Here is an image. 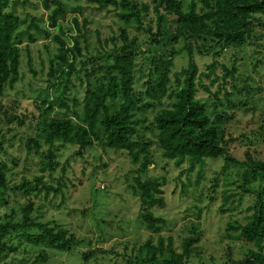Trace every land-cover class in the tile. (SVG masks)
<instances>
[{"label": "rangeland", "instance_id": "obj_1", "mask_svg": "<svg viewBox=\"0 0 264 264\" xmlns=\"http://www.w3.org/2000/svg\"><path fill=\"white\" fill-rule=\"evenodd\" d=\"M44 1L10 0L7 9L18 19L15 43L21 49V60L18 82L7 87L5 95L0 98V142L3 146L0 161L7 162L10 168L9 187L22 182L29 187L25 194L10 195L8 206L0 214L13 209L19 217L20 208L31 199L35 204L32 218L65 229L74 236L77 244L68 254L47 246L31 250L30 246L24 245L15 255L8 254L0 264H31L40 253L45 257L41 264H82L83 253H87V264H126L137 248L148 239L155 242L159 235L171 238L180 252L183 239L191 236L193 230L197 242L186 264H224L228 257L243 259L253 247L235 229L251 217V198L243 195L235 205L228 204L223 212L220 211L224 190L241 193L235 183L240 168L231 167L224 173L222 160H209L198 176L199 168L188 172V164L177 169L172 162L163 160L157 146V133L150 125L152 111L137 115L131 149L136 152L141 141L151 142L149 151L155 166L141 176L165 180L162 189L165 207L154 212L166 221L160 233L145 230L139 219L134 188L142 157L133 163L128 150L98 146L78 155L76 146L64 144L65 147L56 153L53 165H49L43 157L46 148L41 141L42 148L37 157H26L21 140L38 133L45 122L64 117L65 112L72 120L73 112H82L85 74L95 86L96 80H100L105 72V54L110 53L114 45L125 44L123 38L139 47L134 87L141 96L151 69V59L166 55L161 54L156 44L149 46L150 40L157 38L154 0H127L142 15H148L139 31L133 21L126 24L121 20L120 13L126 12L114 6L101 10L87 0H59L65 8V15L57 19V24L66 30L76 19L84 31L86 44L81 43L83 56L72 60L81 80L74 74L69 78L60 70L50 75V60L59 49L54 37L61 35L56 30L58 26L51 27L50 18L56 5L49 3L46 7ZM181 2L184 11L191 6L199 11L204 6L203 0ZM258 19L252 32L257 36L253 41L255 45L220 52L213 43H207L202 47L207 54H197L192 49L199 73L206 72L208 65L218 62L215 63V76L197 79V84L207 86L210 94L198 85L196 99L207 106V116L219 131H224V140L239 161L246 152L255 159L264 160V16ZM84 21H87L85 25ZM165 26L163 23L164 31ZM149 28L150 32L147 31ZM168 38L167 35L158 38V44H167L168 50L184 47L182 43L168 44ZM162 50L166 51L165 48ZM187 62L188 52L184 47L183 53L174 61L173 72L186 68ZM221 66L230 70L234 68L233 78L224 85ZM216 76L219 80L212 83ZM8 118L14 119L7 123ZM56 145H60V141ZM36 178H42V181L38 182ZM44 186L60 190L54 195V190L47 192L43 190ZM24 248L27 253H23Z\"/></svg>", "mask_w": 264, "mask_h": 264}, {"label": "trees", "instance_id": "obj_2", "mask_svg": "<svg viewBox=\"0 0 264 264\" xmlns=\"http://www.w3.org/2000/svg\"><path fill=\"white\" fill-rule=\"evenodd\" d=\"M9 1L0 0V98L5 95L7 87H13L18 82L21 60V49L15 43L19 23L14 14L7 11ZM87 2L101 10L109 6L121 9L126 12L120 13L121 20L126 24L133 21L138 31L142 29V21L148 16L142 15L127 0ZM49 3L56 5L50 18L51 27L58 26L56 30L61 35L54 37L59 49L50 60V75H55L60 70L69 78L74 74L81 80L72 60L83 56L81 43L86 44L84 31L76 19H73L72 27L63 29L61 24H57V19L64 17V6L59 0L44 1L46 7ZM154 4L157 38H152L149 46L156 44L155 47H159L161 54L166 55L151 59L143 96L134 87L139 47L134 42L127 43V39L123 38L125 44L120 47L114 45L112 51L105 54V72L100 80H96L95 86L91 85L88 74H85L87 81L84 86L82 112H73V120L67 118L68 112H65L64 117L45 122L42 130L21 140L26 157H37L42 148L40 141L46 148L43 157L48 160L46 162L49 165H53L56 153L65 147L64 144L76 146L78 155L88 148L98 146L116 151L128 150L133 163H137L142 157L137 170L139 178L134 188L139 203V219L145 230L154 234L160 233L166 221L154 212L165 207L162 190L165 180L141 176L155 166L149 151L151 142L141 141V147L136 152L131 149L133 125L137 121V115L152 111L150 125L157 133V146L163 160L172 162L177 169L188 164V172L199 168L198 176L205 162L209 160H222L224 173L231 167L240 168L235 183H238L237 189L241 193L224 190L220 211L223 212L228 204L235 205L243 195L251 198L249 209L252 215L235 232L253 248L247 251L243 259L228 257L224 264H264V160L255 159L246 152L243 160L239 161L231 154L229 144L224 140V131H219L216 124L210 121L207 106L196 99L198 85L210 94L207 86L197 84V79L215 76V63L218 62L208 65L206 72L199 73L192 53L194 49L197 54H207V50H202L207 43H213L220 52L228 48L255 45L253 41L257 36L252 35L253 25L259 22V16H264V0H203L204 6L199 11L193 6L184 11L181 0H154ZM86 22L84 21V25ZM163 23L166 24L165 31L162 30ZM147 31L150 32L151 29ZM166 35L169 36L168 44L176 46L182 43L188 52L187 67L180 72H173L174 61L183 53L184 47L168 50L167 44L159 45L157 39ZM221 68L224 85L229 78H233L234 68ZM218 80L216 76L212 83ZM13 119L8 118L7 123H11ZM58 141L60 145H56ZM2 151L0 142V152ZM9 171L7 162L0 161V213L8 206L10 195L15 197L25 194L29 187L25 182L9 187ZM36 180L41 182L42 178ZM43 190H54L55 195L60 189L44 186ZM34 206L32 200L27 199L19 210V217H16L13 209L9 213L4 210L5 214H0V263L8 254L15 255L24 245L30 246L31 250L47 246L64 254L70 253L76 246L74 236L65 229L37 222L32 218ZM194 235L193 230L191 236L183 239L180 252L174 247L171 238L159 235L155 242L148 239L135 250L133 257L126 260V264H186L191 259L193 245L197 242V236ZM23 253H27L25 248ZM44 259L40 253L31 264H41ZM87 259V253H83L82 264H87Z\"/></svg>", "mask_w": 264, "mask_h": 264}]
</instances>
